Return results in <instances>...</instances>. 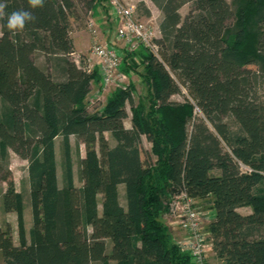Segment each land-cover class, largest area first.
Listing matches in <instances>:
<instances>
[{
	"label": "trees",
	"instance_id": "obj_1",
	"mask_svg": "<svg viewBox=\"0 0 264 264\" xmlns=\"http://www.w3.org/2000/svg\"><path fill=\"white\" fill-rule=\"evenodd\" d=\"M102 1L44 0L31 8L28 0H0L8 14L27 10L36 17L15 33L0 19V195L3 211L17 214L19 239L15 244L9 222L0 226V264H192L161 221L169 199L182 191L205 198L214 212L208 229L219 264H264V104L257 96L264 84V0H151L163 14L156 42L193 101L172 100L179 84L142 48L126 57L140 54L148 100L135 104L131 87L120 88L91 111L87 97L100 74L69 57L71 25L79 2L92 12ZM37 52L46 67L37 64ZM72 135L85 147L81 187L74 182ZM143 136L156 157L146 155V165ZM10 150L29 164L27 204L12 178ZM25 205L33 216L29 237Z\"/></svg>",
	"mask_w": 264,
	"mask_h": 264
},
{
	"label": "rangeland",
	"instance_id": "obj_2",
	"mask_svg": "<svg viewBox=\"0 0 264 264\" xmlns=\"http://www.w3.org/2000/svg\"><path fill=\"white\" fill-rule=\"evenodd\" d=\"M124 3H130L134 4L136 6V12L138 15V18L141 20L149 21L153 26L159 28V24L163 18V14L161 10L150 0H121ZM231 2L232 0H228ZM78 2V1H77ZM147 4H149L151 9L147 7ZM106 4V5H105ZM101 9L103 14L105 16L107 15V18H103L104 21V29L105 27L108 28L110 31L108 33H104L103 29L98 27V40L105 41L107 39H110L113 35V32L115 31L118 22L114 18L112 12V4L109 0H103L101 2ZM104 7L106 8L104 10ZM192 8V3L188 2L181 6L179 12L184 18L188 12ZM146 9L149 11V15L146 14ZM78 17H75L72 19V25H71V37L74 35L75 31L81 30L84 31V35L90 36L91 43H86L85 45H82L81 47L77 48L74 46V51L70 54V58L75 61L80 66L83 64H86L87 66H95V60L91 59V49L94 44V40L96 37L91 32L92 30L89 28L88 20L90 19V11H87L86 8H84L83 4L81 2L78 3ZM0 35H1V24H0ZM159 38L160 33L157 34ZM73 41V38H72ZM137 54V55H136ZM134 54L133 60L130 57L128 58L126 62L122 65V70L127 74V79L124 83L121 85L113 84L106 89L100 88V81L94 84L92 87V90L87 97V104L91 111H94L96 109H103L104 105L106 104L108 98L114 94V92L120 88H127L131 87L133 92V99L135 104H137L140 100L147 101L148 100V85L143 81L141 73L143 71V66L141 64V58L140 54L136 53ZM159 55L160 60L164 62L166 67L171 72L172 76L176 80V82L179 84L181 92L177 93L172 96V100L175 101H184L185 98H188L189 100L193 101V95L192 92H190L187 84L185 81L181 78V76L170 69V67L167 64L164 51L159 49ZM139 56V57H138ZM35 60L37 64L40 66L46 67L47 66V59L44 56L43 53L37 52L35 54ZM78 61V62H77ZM135 64V65H134ZM134 65V66H132ZM96 67V66H95ZM255 68V67H253ZM101 78V76H100ZM260 100L264 104V84L259 87L258 95ZM127 112L128 117L125 119L126 126L131 125V105L127 104ZM196 118L200 117L203 118V114L200 112L198 108L195 109ZM192 124V123H191ZM191 126V125H190ZM105 136L109 141V145L111 147L115 146L117 144L116 139L112 136L111 132H105ZM61 140L62 137L58 136L56 138V158L58 163V180L59 184H62V167H61V154H60V147H61ZM71 140V148H72V164H73V173H74V182L76 186L81 187L82 182L79 175V170L81 167L80 164V157L85 156V147L82 143H79V140L76 136L72 135L70 137ZM142 162L143 165H146V155L150 154L152 144L146 139V137L143 136L142 138ZM151 155V154H150ZM152 159L155 160L156 157L154 155H151ZM28 161L26 159L21 158L17 153H15L13 150H10L9 152V168L12 172V178L15 183V187L18 191L22 192V194L25 196V201L27 203L28 197H29V190H30V178H29V170H28ZM242 170L249 171L248 167L245 165H242ZM7 187V184L4 182L2 183V189L5 190ZM119 197L120 202L123 206L126 205V199H125V185L120 184L119 185ZM2 197L0 195V226L5 227V222H9V224L12 227V234L15 238H18V223H17V214L15 212H4L2 208L1 200ZM170 202V199L168 203ZM194 206L201 212V214L205 215V230H206V237H207V248L205 253V260L206 264H219L220 260L217 256V253L215 251L214 242L212 239V235L209 232L208 226L210 222L212 221L214 214L213 212L210 213L212 210L209 208V205L205 198H199L194 199ZM99 210L101 211V195H99ZM31 212V213H30ZM239 212L242 214H247L251 212V207H240ZM29 213V214H28ZM161 221L167 225L169 228V231L172 235V237L175 239V241L178 242L184 241L188 238V232L183 230L177 221V218L174 215H171L169 213L164 214L161 218ZM24 222H25V228L27 229L29 225L33 224V216L31 208L26 207L24 209ZM27 222V223H26ZM31 222V223H30ZM1 263V258H0Z\"/></svg>",
	"mask_w": 264,
	"mask_h": 264
},
{
	"label": "built area",
	"instance_id": "obj_3",
	"mask_svg": "<svg viewBox=\"0 0 264 264\" xmlns=\"http://www.w3.org/2000/svg\"><path fill=\"white\" fill-rule=\"evenodd\" d=\"M109 1L112 4L111 13L118 22L110 39L99 41L96 19L91 16L88 20L89 28L96 37L90 58L95 60V66L99 70L102 89L113 84L121 85L126 81L127 74L122 70V65L128 53L145 48L160 58V47L156 42L157 34L160 33L159 28L149 21L139 19L134 4L121 0ZM95 66H87V70L92 71ZM169 214L174 215L178 225L188 232V238L184 241L178 240V244L182 250L190 252L192 264H206L207 237L204 223L206 218L194 206V199L186 191H182L171 199Z\"/></svg>",
	"mask_w": 264,
	"mask_h": 264
},
{
	"label": "clouds",
	"instance_id": "obj_4",
	"mask_svg": "<svg viewBox=\"0 0 264 264\" xmlns=\"http://www.w3.org/2000/svg\"><path fill=\"white\" fill-rule=\"evenodd\" d=\"M28 4L31 8L43 7L44 0H28ZM6 4L0 3V19L6 17V27L9 32H19L22 31L26 24L29 22H34L36 17L31 11L27 10H17L10 14L5 12Z\"/></svg>",
	"mask_w": 264,
	"mask_h": 264
},
{
	"label": "crops",
	"instance_id": "obj_5",
	"mask_svg": "<svg viewBox=\"0 0 264 264\" xmlns=\"http://www.w3.org/2000/svg\"><path fill=\"white\" fill-rule=\"evenodd\" d=\"M151 1V0H150ZM152 2V1H151ZM153 3V2H152ZM106 5V4H105ZM146 5H147V7L149 8V9H151L150 7V5L149 4H147L146 3ZM101 6H97L94 10H92V12L90 13V15L91 16H93L95 19H96V21H97V25H98V27H100L101 29H103V32L104 33H108L110 30L108 29V28H106L105 27V29H104V21L105 20H103V18H107V15L105 16V14H103V12H102V9L100 8ZM106 8L104 7V10H105ZM111 13V12H110ZM83 33H85L84 31H81V30H78V31H75V33H74V35L72 36V38H73V44H74V46L75 47H77V48H79V47H81L82 45H85L86 43H91V41H90V36L88 35H84ZM137 55V54H136ZM139 57V56H138ZM96 83L97 82H94L93 83V85L95 84L96 85ZM93 85H92V87H93ZM100 87V86H99ZM99 109V108H98ZM125 123V122H124ZM125 126H126V123H125ZM127 128H130L131 127V125L130 126H126ZM26 203V202H25ZM27 204V203H26ZM26 207H28L27 205H25V209H26ZM30 208V207H29ZM238 211H239V208L237 209ZM31 213V212H30ZM29 214V213H28ZM27 223V222H26ZM31 223V222H30ZM32 225L33 224H31V225H29V227L26 229L25 228V230H26V235H27V237H29V232H30V229L32 228ZM13 240H14V243L15 244H18L19 243V239L18 238H15L14 237V235H13ZM109 264H116V262L115 261H110V263Z\"/></svg>",
	"mask_w": 264,
	"mask_h": 264
}]
</instances>
